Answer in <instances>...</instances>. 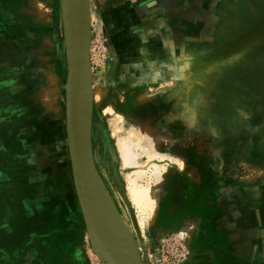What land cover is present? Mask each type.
<instances>
[{"label": "rangeland", "instance_id": "1", "mask_svg": "<svg viewBox=\"0 0 264 264\" xmlns=\"http://www.w3.org/2000/svg\"><path fill=\"white\" fill-rule=\"evenodd\" d=\"M262 2L90 0L92 175L142 264H264ZM62 9L0 0V91L18 84L48 114L17 137L26 162L0 155V264H120L74 179L66 87L78 23L75 6L70 21ZM130 180L152 191L146 212Z\"/></svg>", "mask_w": 264, "mask_h": 264}, {"label": "water", "instance_id": "2", "mask_svg": "<svg viewBox=\"0 0 264 264\" xmlns=\"http://www.w3.org/2000/svg\"><path fill=\"white\" fill-rule=\"evenodd\" d=\"M74 4L77 13L78 38L76 40L77 47L70 64V77L66 87V106L72 166L78 195L89 216L87 218L96 224L100 234L107 242L119 263L142 264L132 248L129 236L126 245L112 243L110 241L92 190L95 182H98L100 186L101 184L92 175L93 167L90 160L91 148L88 119L90 91L89 87L87 85L85 86L90 74V0H75Z\"/></svg>", "mask_w": 264, "mask_h": 264}, {"label": "crops", "instance_id": "3", "mask_svg": "<svg viewBox=\"0 0 264 264\" xmlns=\"http://www.w3.org/2000/svg\"><path fill=\"white\" fill-rule=\"evenodd\" d=\"M17 87L18 84L5 88L3 92L0 91V155L4 152L9 157L14 158L16 160H13L14 162H26L25 151H27L26 144L28 143L25 144L23 141L18 142L17 137L31 133L33 128L32 122L41 123L43 125L45 117L47 118L48 114L44 115L43 113L45 108L42 107V105L45 104L41 98V100L38 101V98H34L33 95L26 96L28 91L18 92L16 91ZM38 102L39 104L36 107L38 111H34V104ZM45 107L47 106L45 105ZM63 107L64 106H62V112ZM62 117L60 121L63 126L64 113ZM2 146H4L5 149H1ZM17 174V172L13 173L10 177H12V179L14 177L19 178Z\"/></svg>", "mask_w": 264, "mask_h": 264}, {"label": "bare ground", "instance_id": "4", "mask_svg": "<svg viewBox=\"0 0 264 264\" xmlns=\"http://www.w3.org/2000/svg\"><path fill=\"white\" fill-rule=\"evenodd\" d=\"M62 1H63V9H62L63 17L66 21H69L72 9L75 6L74 0H62ZM123 150L126 153L125 160L128 163L130 161L129 160L130 148L129 146H124ZM92 190L96 198V201L98 203V207L102 215V220L104 221V228L107 231L108 238L112 243H120L121 245L123 244L126 245L128 241L129 233H127L126 227L124 226L115 206L108 199L107 194L102 189V186L98 184V182H95V185L92 188ZM129 193L134 205L142 212H146L150 208L151 204L155 201V197L152 191L138 187V184L134 180H130ZM67 238L68 240H70L71 236L67 235Z\"/></svg>", "mask_w": 264, "mask_h": 264}, {"label": "flooded vegetation", "instance_id": "5", "mask_svg": "<svg viewBox=\"0 0 264 264\" xmlns=\"http://www.w3.org/2000/svg\"><path fill=\"white\" fill-rule=\"evenodd\" d=\"M262 4H264V0H263V2H262ZM264 6V5H263ZM252 12H254V11H252ZM264 18V17H263ZM253 23V22H252ZM255 24V27L258 29V30H263L264 31V23L262 24V23H259V22H256V23H254Z\"/></svg>", "mask_w": 264, "mask_h": 264}]
</instances>
